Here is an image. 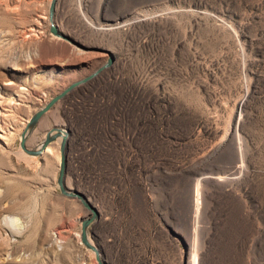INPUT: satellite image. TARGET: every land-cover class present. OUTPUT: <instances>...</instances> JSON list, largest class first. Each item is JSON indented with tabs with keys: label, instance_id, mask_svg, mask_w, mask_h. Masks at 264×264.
I'll return each mask as SVG.
<instances>
[{
	"label": "rangeland",
	"instance_id": "obj_1",
	"mask_svg": "<svg viewBox=\"0 0 264 264\" xmlns=\"http://www.w3.org/2000/svg\"><path fill=\"white\" fill-rule=\"evenodd\" d=\"M0 0V264H264V0ZM110 52L112 60L105 66Z\"/></svg>",
	"mask_w": 264,
	"mask_h": 264
},
{
	"label": "water",
	"instance_id": "obj_2",
	"mask_svg": "<svg viewBox=\"0 0 264 264\" xmlns=\"http://www.w3.org/2000/svg\"><path fill=\"white\" fill-rule=\"evenodd\" d=\"M56 0H49V4L47 7V21H48V32L58 38L64 39L75 46H79L77 42L71 39L67 34L59 31L53 24V13H54V6ZM108 60L103 64V66L107 65L112 60V55L110 52ZM98 70V69H97ZM96 70V71H97ZM96 71H93L91 74L83 77L80 80H76L69 85H67L62 91L58 94L52 96L42 107H40L37 111L33 112L28 120L26 121L22 131L19 134L18 146L20 150L30 156H38L41 151L45 150V147L53 140H59V151H60V158L58 162L57 173L55 176V184L57 186L58 192L69 198H75L81 206L85 209L89 210L90 215L82 220H80L79 226V240L81 244L92 252L95 261L97 264H106L103 259L101 258V254L99 249L91 242L89 239V235L87 233V227L91 223H93L97 218V211L96 209L87 201V199L78 191L74 189H67L64 185V145L67 136V130L61 127H52L48 129L42 139L39 141L36 147L27 149L24 145V142L34 127L38 117L45 112L57 99H59L66 91L72 88L74 85L81 83L88 78H90Z\"/></svg>",
	"mask_w": 264,
	"mask_h": 264
}]
</instances>
